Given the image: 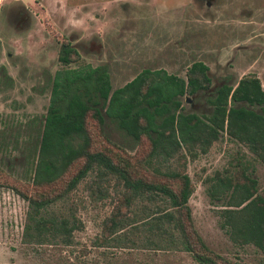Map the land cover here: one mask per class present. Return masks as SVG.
<instances>
[{
    "label": "rangeland",
    "instance_id": "1",
    "mask_svg": "<svg viewBox=\"0 0 264 264\" xmlns=\"http://www.w3.org/2000/svg\"><path fill=\"white\" fill-rule=\"evenodd\" d=\"M0 67L13 83L0 78V115L11 122L24 121L46 112L49 90H43L44 73L64 68L58 62L61 44L71 43L78 56L69 65H108L113 88L129 82L141 70L162 69L185 76L194 61L209 68L214 86L235 82L252 74L264 89V0H0ZM21 5L30 17H19ZM5 8V9H4ZM189 101V96H185ZM184 105L186 111L203 112L206 103ZM6 116V118H5ZM87 129L92 150L130 157L141 174L184 170L191 178L189 200L194 226L205 244L230 264H259L264 254L252 244L234 240L221 227V205L215 175L245 171L257 180L264 197V163L243 144L228 136L214 143L207 153L196 156L182 147L170 158L148 157L150 143L143 138L134 143L114 124L102 129L88 117ZM82 164L72 166L54 189L65 182ZM144 167V169L139 168ZM15 179L25 172L17 168ZM0 174V264H196L181 250L159 251L114 246L96 247L103 219L117 199L114 181L101 190L95 188V174L71 192L56 209L68 215L72 209L82 227L73 243L26 242L24 226L27 202L3 184ZM28 194L34 188L23 187ZM24 190V191H25ZM145 245V244H143Z\"/></svg>",
    "mask_w": 264,
    "mask_h": 264
},
{
    "label": "trees",
    "instance_id": "2",
    "mask_svg": "<svg viewBox=\"0 0 264 264\" xmlns=\"http://www.w3.org/2000/svg\"><path fill=\"white\" fill-rule=\"evenodd\" d=\"M77 57L69 42L61 44L58 60L65 67L46 77L50 97L45 114L14 123L0 115V174L3 184L28 204L26 242L71 245L82 223L72 209L64 215L56 205L95 174L100 195L108 199V191L101 188L114 181L118 196L94 246L181 250L196 264H230L205 244L194 226L189 205L193 184L183 169L143 175L126 155L92 150L87 122L91 117L99 129L111 122L135 144L146 138L148 157L170 158L182 147L194 157L197 149L207 153L226 135L264 163V89L259 78L249 74L214 86L207 65L195 61L183 77L144 69L113 88L106 65L69 67ZM2 72L11 85L12 79ZM185 96L191 104L203 98L205 111H186ZM79 161L64 188L54 189ZM17 168L25 172L23 179H15ZM214 180L217 192L212 197L225 201L220 227L264 254V197L257 180L245 171L217 174ZM25 186L40 191L28 194Z\"/></svg>",
    "mask_w": 264,
    "mask_h": 264
},
{
    "label": "flooded vegetation",
    "instance_id": "3",
    "mask_svg": "<svg viewBox=\"0 0 264 264\" xmlns=\"http://www.w3.org/2000/svg\"><path fill=\"white\" fill-rule=\"evenodd\" d=\"M1 6H2V5H1V3H0V17H2L1 14H2V11H3V8H2ZM21 6H22V7H21V9H20V15H19V17H30V15H29L28 12L25 10V8L23 7V5H21ZM4 9H5V8H4ZM70 44H71V43H70ZM72 46H73V45H72ZM73 47H74V46H73ZM59 50H60V49H59ZM58 62H59V60H58ZM194 62H195V61H194ZM194 62H192V63H194ZM59 63H60V62H59ZM192 63L190 64V66L192 65ZM60 64H61V63H60ZM101 65H106V64H101ZM91 66H92V65H91ZM98 66H99V65H98ZM106 66L108 67V65H106ZM190 66H189V67H190ZM93 67H94V66H93ZM95 67H96V66H95ZM2 69L5 70V72H6V69H5L3 66H1V67H0V78H2L3 80H5V78H4V76H3L4 74H3V72H2ZM108 69H109V68H108ZM145 69H147V68H145ZM143 70H144V69H143ZM141 71H142V70H141ZM141 71H140V72H141ZM6 74H7V72H6ZM44 74H45V77H44V85H45L46 77H47L49 74H52V73H44ZM53 74H54V73H53ZM7 75H8V74H7ZM136 75H137V74H136ZM136 75H135V76H136ZM135 76H134V77H135ZM134 77H133V78H134ZM10 78H11V77H10ZM133 78H132V79H133ZM11 79H12V78H11ZM132 79H131V80H132ZM12 83H13V80H12ZM44 85H43V86H44ZM42 88H43V90H45V88H47L46 90H49V88H48V87H45V86L42 87ZM49 97H50V90H49ZM48 104H49V102H48ZM46 110H47V108H46ZM44 114H45V113H44ZM40 116H41V115H40ZM5 118H6V116H5ZM17 120H18V119H15L14 121H13V120H12V121H13V123H14V122H16Z\"/></svg>",
    "mask_w": 264,
    "mask_h": 264
},
{
    "label": "water",
    "instance_id": "4",
    "mask_svg": "<svg viewBox=\"0 0 264 264\" xmlns=\"http://www.w3.org/2000/svg\"><path fill=\"white\" fill-rule=\"evenodd\" d=\"M189 102V101H188Z\"/></svg>",
    "mask_w": 264,
    "mask_h": 264
}]
</instances>
